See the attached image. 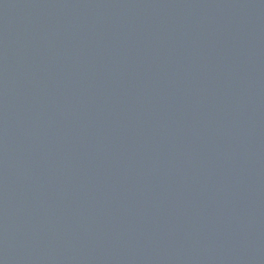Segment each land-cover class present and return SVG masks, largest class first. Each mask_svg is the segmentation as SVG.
<instances>
[{
  "label": "water",
  "instance_id": "obj_1",
  "mask_svg": "<svg viewBox=\"0 0 264 264\" xmlns=\"http://www.w3.org/2000/svg\"><path fill=\"white\" fill-rule=\"evenodd\" d=\"M0 264H264V0H0Z\"/></svg>",
  "mask_w": 264,
  "mask_h": 264
}]
</instances>
